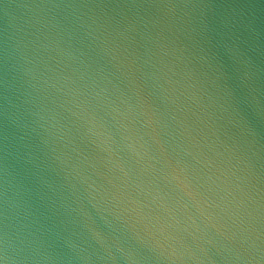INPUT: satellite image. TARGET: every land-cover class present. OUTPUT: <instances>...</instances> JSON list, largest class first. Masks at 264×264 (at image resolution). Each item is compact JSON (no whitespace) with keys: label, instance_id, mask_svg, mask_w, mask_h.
Returning a JSON list of instances; mask_svg holds the SVG:
<instances>
[{"label":"water","instance_id":"95a60500","mask_svg":"<svg viewBox=\"0 0 264 264\" xmlns=\"http://www.w3.org/2000/svg\"><path fill=\"white\" fill-rule=\"evenodd\" d=\"M0 264H264V0H0Z\"/></svg>","mask_w":264,"mask_h":264}]
</instances>
